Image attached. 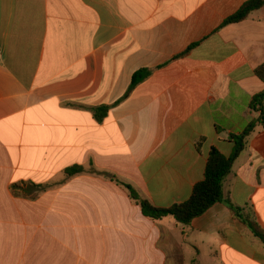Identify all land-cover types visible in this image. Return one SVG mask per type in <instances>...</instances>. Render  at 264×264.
I'll use <instances>...</instances> for the list:
<instances>
[{
    "label": "crops",
    "instance_id": "obj_1",
    "mask_svg": "<svg viewBox=\"0 0 264 264\" xmlns=\"http://www.w3.org/2000/svg\"><path fill=\"white\" fill-rule=\"evenodd\" d=\"M249 1L0 0V264H264L225 204L153 220L125 186L188 201L259 118L264 7L223 27ZM224 194L264 232L263 124Z\"/></svg>",
    "mask_w": 264,
    "mask_h": 264
},
{
    "label": "trees",
    "instance_id": "obj_2",
    "mask_svg": "<svg viewBox=\"0 0 264 264\" xmlns=\"http://www.w3.org/2000/svg\"><path fill=\"white\" fill-rule=\"evenodd\" d=\"M264 7V0H250L233 16L228 18L223 27L245 21L249 15ZM256 76L264 83V64L255 71ZM145 71L137 73L133 78L132 86L147 77ZM251 109L259 113V118L252 121L243 132L230 136V141L234 144L231 156L224 155L219 149L212 148L209 153L208 162L205 169L204 180L198 183L192 192L190 199L184 203H177L169 208H158L149 201L139 197L137 192L128 185L131 197L139 202L142 213L145 217L153 220H162L166 217H173L181 225H189L196 218L201 217L214 205L225 204L233 215L243 222L251 232L264 243V232L257 222L255 215L245 208L235 205L224 194V181L231 173L235 161L245 151L248 137L254 132L259 123L264 126V91L254 96L251 102ZM108 113V108L103 107L96 110V117L102 121ZM84 171L82 167H73L66 171L69 175L80 174Z\"/></svg>",
    "mask_w": 264,
    "mask_h": 264
}]
</instances>
